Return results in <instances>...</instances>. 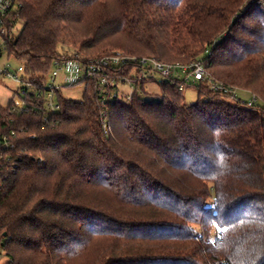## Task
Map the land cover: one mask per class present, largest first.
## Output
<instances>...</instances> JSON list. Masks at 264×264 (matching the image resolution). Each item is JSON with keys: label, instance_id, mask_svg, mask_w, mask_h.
Instances as JSON below:
<instances>
[{"label": "trees", "instance_id": "trees-1", "mask_svg": "<svg viewBox=\"0 0 264 264\" xmlns=\"http://www.w3.org/2000/svg\"><path fill=\"white\" fill-rule=\"evenodd\" d=\"M17 1L7 51L39 95L27 112L0 108L3 264H264V0ZM113 51L201 59L255 101L200 83L187 106L194 85L161 81L167 103L108 106V133L91 84L47 109L54 61Z\"/></svg>", "mask_w": 264, "mask_h": 264}, {"label": "built area", "instance_id": "built-area-1", "mask_svg": "<svg viewBox=\"0 0 264 264\" xmlns=\"http://www.w3.org/2000/svg\"><path fill=\"white\" fill-rule=\"evenodd\" d=\"M21 4L17 0H0V60L11 58L8 55L7 43L19 32L22 24L19 18ZM207 63L195 59L190 64H165L153 57H136L123 51H113L99 58L85 59L78 55L71 58L62 57L54 61L51 70L45 76L40 86L50 111L57 109L53 102L55 92L64 87L83 89L93 86L94 96L101 107L100 119L103 130L108 133L107 108L117 102L130 103L134 96H142L144 86L161 81L171 82L177 91H183L186 85L206 83L215 93L226 96L251 107L254 96L244 103L239 99L236 89L219 83L207 74ZM0 76L18 85L15 96L8 105L9 113L27 112L33 109L29 102L30 95H39L35 83L25 72V66L19 63L16 68L9 64H0ZM168 102V97L162 92L159 100ZM6 141V137L2 138Z\"/></svg>", "mask_w": 264, "mask_h": 264}, {"label": "rangeland", "instance_id": "rangeland-1", "mask_svg": "<svg viewBox=\"0 0 264 264\" xmlns=\"http://www.w3.org/2000/svg\"><path fill=\"white\" fill-rule=\"evenodd\" d=\"M22 24L18 27L20 31ZM9 64L11 68H16L19 62L13 57L5 60L4 58L0 60V64ZM18 89V85L14 84L10 80L5 77L0 76V108L7 107L12 99L15 96V92ZM62 96L66 99H70L73 101H80L83 98L84 91L83 89H78L75 87H64L61 89ZM162 92L160 88L153 83L146 84L143 88V93L141 98H144L146 101H157L161 98ZM183 101L187 106H191L196 104L198 101V92L194 86L187 87L182 93ZM202 98V97H200ZM245 98V97H244ZM6 259L1 256L0 264H3Z\"/></svg>", "mask_w": 264, "mask_h": 264}]
</instances>
